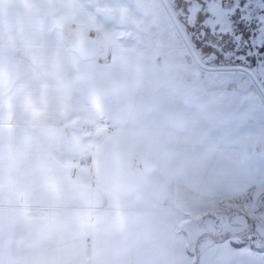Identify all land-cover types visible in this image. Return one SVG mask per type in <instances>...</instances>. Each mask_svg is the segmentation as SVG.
Returning <instances> with one entry per match:
<instances>
[{"label":"crops","instance_id":"obj_1","mask_svg":"<svg viewBox=\"0 0 264 264\" xmlns=\"http://www.w3.org/2000/svg\"><path fill=\"white\" fill-rule=\"evenodd\" d=\"M166 20L158 0H0V264H264L175 233L264 189V99L181 80Z\"/></svg>","mask_w":264,"mask_h":264},{"label":"rangeland","instance_id":"obj_2","mask_svg":"<svg viewBox=\"0 0 264 264\" xmlns=\"http://www.w3.org/2000/svg\"><path fill=\"white\" fill-rule=\"evenodd\" d=\"M158 1L163 8L160 0ZM167 1L201 61L207 65H223L219 60L213 58L209 49L197 46L195 34L189 27L197 19L201 0ZM220 5L221 0H212L210 6L211 16L208 21L212 26L220 24L223 27L226 24L227 11L222 9ZM165 15H167L166 11ZM166 23V31L170 33L168 34L169 45L171 50H174L176 53L174 55V62L179 69L181 80L195 79L197 81H205L211 79L216 85L231 84L242 86L243 82L239 79L236 71H205L198 67L168 15ZM161 28L165 29V27ZM108 128L110 129V127ZM256 195L257 193H251L237 198L208 199L192 206L191 208L194 211L179 210L175 216V233L179 234L182 232V242H186V232L184 230L189 229L188 232L194 239L193 242L188 244L191 247L190 251L193 245L197 243L195 240L197 237H199L200 243L203 239H207L206 241L209 242L211 240L229 239V241L237 244L244 243L250 245L253 243L260 250H264V194L257 202V211H252ZM179 206L183 205L179 204ZM181 223L184 224L180 225ZM198 239L197 241H199ZM194 252L196 255L197 250Z\"/></svg>","mask_w":264,"mask_h":264},{"label":"snow or ice","instance_id":"obj_3","mask_svg":"<svg viewBox=\"0 0 264 264\" xmlns=\"http://www.w3.org/2000/svg\"><path fill=\"white\" fill-rule=\"evenodd\" d=\"M211 3L201 0L197 19L189 25L197 46L235 69L242 82L264 87V0H221L227 11L223 27L208 23Z\"/></svg>","mask_w":264,"mask_h":264},{"label":"water","instance_id":"obj_4","mask_svg":"<svg viewBox=\"0 0 264 264\" xmlns=\"http://www.w3.org/2000/svg\"><path fill=\"white\" fill-rule=\"evenodd\" d=\"M163 8L165 9L168 17L170 18L171 22L173 23L176 31L178 32L179 36L181 37L182 41L184 42L188 52L190 53L192 59L196 63L198 67H200L202 70L205 71H236L235 69L231 68L230 66L226 65H207L204 62L201 61L199 58L196 50L194 49L193 45L191 44L189 38L187 37L181 23L177 19L176 15L174 14L171 6L169 5L167 0H160ZM82 44V43H80ZM89 49V47L86 45L85 48L83 46H79L78 50H84ZM260 95L264 99V88L260 84H254ZM264 194V189H262L260 192L257 193L255 201H254V210L257 211V202L260 199V197ZM83 203H86L87 205H93L94 207H98L102 205V199L100 195L96 192H91L90 189L86 190V196L80 198Z\"/></svg>","mask_w":264,"mask_h":264},{"label":"trees","instance_id":"obj_5","mask_svg":"<svg viewBox=\"0 0 264 264\" xmlns=\"http://www.w3.org/2000/svg\"><path fill=\"white\" fill-rule=\"evenodd\" d=\"M231 242V244L233 245V246H242V245H244V243H235V242H233V241H230ZM253 248H256V246L252 243V244H250Z\"/></svg>","mask_w":264,"mask_h":264},{"label":"built area","instance_id":"obj_6","mask_svg":"<svg viewBox=\"0 0 264 264\" xmlns=\"http://www.w3.org/2000/svg\"><path fill=\"white\" fill-rule=\"evenodd\" d=\"M81 165H84V166H86L87 165V162H81Z\"/></svg>","mask_w":264,"mask_h":264}]
</instances>
